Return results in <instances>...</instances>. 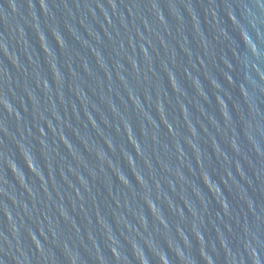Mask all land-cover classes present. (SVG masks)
Returning a JSON list of instances; mask_svg holds the SVG:
<instances>
[{
	"label": "water",
	"instance_id": "obj_1",
	"mask_svg": "<svg viewBox=\"0 0 264 264\" xmlns=\"http://www.w3.org/2000/svg\"><path fill=\"white\" fill-rule=\"evenodd\" d=\"M0 264H264V0H0Z\"/></svg>",
	"mask_w": 264,
	"mask_h": 264
}]
</instances>
